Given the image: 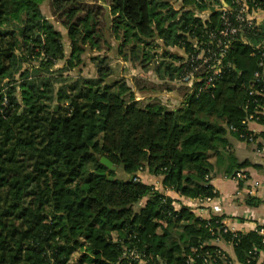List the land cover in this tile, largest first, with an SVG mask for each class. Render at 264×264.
Wrapping results in <instances>:
<instances>
[{
	"label": "trees",
	"instance_id": "obj_1",
	"mask_svg": "<svg viewBox=\"0 0 264 264\" xmlns=\"http://www.w3.org/2000/svg\"><path fill=\"white\" fill-rule=\"evenodd\" d=\"M45 1L0 0V264H220L215 238L231 242L241 263L257 264L264 225L236 236L221 227L223 216L200 218L164 190L214 197V175L249 164L229 135L239 137L243 120L264 107L261 94H249L264 23L231 40L215 81L199 92L179 79L196 66L191 58L214 47L218 4L233 17L237 0H49L68 48ZM245 1L249 11L264 9V0ZM159 45L161 83L135 78L152 96L142 104L116 76L111 52L135 53L147 69ZM164 90H179L176 106L159 97Z\"/></svg>",
	"mask_w": 264,
	"mask_h": 264
},
{
	"label": "crops",
	"instance_id": "obj_2",
	"mask_svg": "<svg viewBox=\"0 0 264 264\" xmlns=\"http://www.w3.org/2000/svg\"><path fill=\"white\" fill-rule=\"evenodd\" d=\"M206 10L203 11V15L200 12H197V15L205 16ZM253 15L259 24L264 23V10L258 8L253 12ZM178 52L182 53L180 50ZM165 92H167L166 97L171 94L174 96L175 102L178 103L180 96L176 91H163V93ZM160 94L158 95L160 96ZM261 114L262 120L250 121L248 124V129L255 132L257 136L255 141H245L237 136L229 135L231 146L239 161L249 163L245 168L240 169L246 174V178L236 180L231 176L218 173L211 180L217 192L212 204L196 206V201L190 200L194 207L192 209L198 216L202 218L223 216V220L243 233H247L255 229L256 225L264 223V109ZM150 176L152 177L150 182L156 183L158 187L163 189L158 178ZM256 183L258 184L256 185ZM167 193L177 198V203L187 201L186 197H181L174 191L168 190ZM219 246L225 254L220 264H244L235 258L232 243L221 241ZM263 263L264 250L260 252L257 264Z\"/></svg>",
	"mask_w": 264,
	"mask_h": 264
},
{
	"label": "built area",
	"instance_id": "obj_3",
	"mask_svg": "<svg viewBox=\"0 0 264 264\" xmlns=\"http://www.w3.org/2000/svg\"><path fill=\"white\" fill-rule=\"evenodd\" d=\"M223 1V0H220ZM237 3L240 4V7L238 8L237 12L234 14L233 17L230 16L229 9L226 4L219 5L218 9L221 11V20H222V27L220 30L215 34L213 32L210 33V37L215 40V45L213 48L208 49V51L201 50L196 57L191 58V60H195L194 63H196V66L190 69L188 72H186L185 75H183L179 80L182 83H185L189 86H193L197 83L198 91L204 90L207 86H210L215 81L216 76L219 73V64L221 62V58L224 56L229 44L231 43V40L233 38H242L244 41L246 40V32L248 28H257L259 25V22L257 18L253 15V12L256 11V9H253L252 11H249L248 5L245 0H237ZM260 9V8H259ZM262 9V8H261ZM264 10V9H262ZM204 17V16H203ZM253 55H257L259 58L258 65L259 69L254 74V82L249 87V94H261L264 97V89L261 88H254L255 84L259 80L264 81V44L259 43L254 46V51L252 53ZM210 63H214V65L211 66ZM211 67L212 74H208L204 78H197L195 76V70H198L199 68H204L205 66ZM264 107H262V110ZM262 110H258L257 113L250 114L245 120H243V128L239 135V138L245 140V141H255L257 139V136L255 132L248 129V124L250 121H258L261 116ZM232 129L238 130L235 127H232ZM231 178L233 179H239V178H246V174L241 171L237 170ZM258 183H256L257 185ZM170 191V189L164 190L166 193L167 191ZM173 191V190H171ZM183 197V196H181ZM215 197V196H214ZM214 197L207 196V197H200V198H187V201L183 204L189 206L191 209L193 207V203H191L190 200L196 201V206H202L206 204H212ZM194 208V207H193ZM193 210V209H192ZM202 218L201 216H199ZM224 219V218H223ZM264 225V223H260L255 226V229H258L259 226ZM221 227L224 228L225 231H230L234 233L236 236L238 233H241L238 229L231 226L228 222L225 220L221 221ZM261 234H264V228L262 227L260 229ZM243 233V232H242ZM223 241L220 238H215L212 243L216 244L218 246L217 254L221 256V259L225 255L222 248L219 246V243ZM231 243V242H230ZM132 254L135 258H142L145 256V254H141L138 251H132ZM206 264H214L209 260L205 261ZM264 264V263H263Z\"/></svg>",
	"mask_w": 264,
	"mask_h": 264
},
{
	"label": "rangeland",
	"instance_id": "obj_4",
	"mask_svg": "<svg viewBox=\"0 0 264 264\" xmlns=\"http://www.w3.org/2000/svg\"><path fill=\"white\" fill-rule=\"evenodd\" d=\"M171 1H174V0H171ZM176 2V0L174 1ZM49 0H46L43 4H42V9H43V12L44 14L50 18V20L54 23V25L56 26V28H58L59 30H61L63 32V34H65V44L67 45L68 44V39L66 37V30L65 28L62 26V24L60 22H58L54 17H52V14H51V8H50V5H49ZM201 15H203V11L200 12ZM114 46L117 44V40L116 39H113L112 40ZM160 42V41H159ZM162 42V41H161ZM164 44V43H162ZM68 48V45L66 46ZM164 47L163 45L162 46H158L157 47V52L155 53V56L154 58H152V61L148 64V67L147 69L145 68H142V65L140 64V59H136L134 58V55L131 53L130 56H132V60L131 59H125V57H121L117 54H114V52H111V63L112 65L114 66V69L116 70V76H119V77H124L126 80H127V83L129 85H131L132 87H134V91H135V97L136 99H139L142 104H144L146 101H148L152 96H149L148 94H142L138 88H136V83H138V80H136L135 78H145L148 76V78L146 79V83H148L151 88V82H160V79H158L157 77V73H156V70H155V65L157 62H160L162 59H161V53L160 51L163 50ZM170 50H172L173 52H176L175 48L174 47H170ZM98 52V51H97ZM97 52H90V54H94V53H97ZM141 54V53H140ZM119 56V57H118ZM165 60V59H163ZM168 61H171V59H167ZM86 62L87 64L84 65V74L85 75H88V76H91L95 73V65L94 63L91 61L90 59V56L89 58L86 56ZM177 63V62H175ZM62 64V63H61ZM143 76V77H142ZM169 79V78H168ZM170 82L172 83H178V81H176V79H173V80H170ZM165 91V90H164ZM177 92V91H176ZM160 96L161 99L165 102V103H168L169 105L171 106H176L177 103L175 102V98L173 95H168L167 97L165 96V93L163 92H160ZM163 93V94H162ZM178 93H179V90H178ZM155 97V95H154ZM157 98V96H156ZM116 171V174L118 177L120 178H123L125 176V173H123L122 171L120 170H117V168L115 169ZM146 175V176H145ZM142 179L145 180V181H152V177L150 176V174H143L141 175Z\"/></svg>",
	"mask_w": 264,
	"mask_h": 264
},
{
	"label": "water",
	"instance_id": "obj_5",
	"mask_svg": "<svg viewBox=\"0 0 264 264\" xmlns=\"http://www.w3.org/2000/svg\"><path fill=\"white\" fill-rule=\"evenodd\" d=\"M101 161L110 169L115 170L117 167L115 165H113L112 161H110L108 158L106 157H102ZM112 178V177H110Z\"/></svg>",
	"mask_w": 264,
	"mask_h": 264
}]
</instances>
